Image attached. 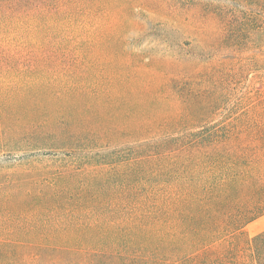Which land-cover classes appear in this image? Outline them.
Wrapping results in <instances>:
<instances>
[{"label": "trees", "instance_id": "1", "mask_svg": "<svg viewBox=\"0 0 264 264\" xmlns=\"http://www.w3.org/2000/svg\"><path fill=\"white\" fill-rule=\"evenodd\" d=\"M129 35L149 39V53L125 52ZM111 50L131 67L128 97L88 101L78 115L67 106L37 133L45 149L84 153L87 171L44 180L33 211L0 179V237L60 245L33 248L35 258L264 264V230L245 251L232 241L264 215V98L235 99L248 76L264 85V0H0V97L19 77L10 68L33 63L14 54L63 52L82 65ZM7 127L0 117V136ZM27 212L33 231L7 225Z\"/></svg>", "mask_w": 264, "mask_h": 264}, {"label": "rangeland", "instance_id": "2", "mask_svg": "<svg viewBox=\"0 0 264 264\" xmlns=\"http://www.w3.org/2000/svg\"><path fill=\"white\" fill-rule=\"evenodd\" d=\"M127 37L126 50L123 47L125 52L142 55L149 53L142 52L146 50L149 39L135 38L133 35ZM121 46H124L123 42ZM119 53L115 50L95 51L87 56L96 62L82 65L68 63L66 58L73 56L63 52L14 54L22 59L33 57V63L10 68L11 73L19 77L17 82L7 86V92L0 97L3 99L0 102V117L8 123L7 131L0 136V179L7 187L3 189L14 192L13 195L17 196L20 204L24 201L27 207L25 211H33V200L38 199L36 193L47 188L44 180L68 170L84 168L87 171L84 153L45 149L54 146H47L48 142L42 141L44 135L37 133L46 130L47 123L44 121L49 114L59 113L67 106L78 115L83 104L88 101L92 104L99 99L128 97L132 85L131 67L126 62L127 57L122 52ZM105 59L108 60L107 63H104ZM263 87L258 77L248 76L237 85L235 99L242 101V107L255 105L259 99L264 98ZM78 118H74V121ZM47 129L50 127L47 126ZM138 139L140 138H129L127 144L121 145V149L133 145V141ZM110 146L101 150L109 151ZM22 216L7 222V225H23L33 231V214L27 212ZM263 225L264 215L243 227L232 238L235 247L245 251L249 239L264 230ZM1 226L3 223L0 222ZM55 242L57 241L49 239L37 240L33 238V233L19 238L0 237V246H3L0 247V264H96L70 258L61 252L55 255L48 251L50 253L41 258L32 255L33 248L40 245L60 246Z\"/></svg>", "mask_w": 264, "mask_h": 264}, {"label": "crops", "instance_id": "3", "mask_svg": "<svg viewBox=\"0 0 264 264\" xmlns=\"http://www.w3.org/2000/svg\"><path fill=\"white\" fill-rule=\"evenodd\" d=\"M261 217H262V216H261ZM261 217H260V218H261ZM260 218H258V219H260ZM258 219H256V220H258ZM256 220H254V221H256ZM254 221H253V222H254ZM251 223H252V222H251ZM249 224H250V223H249Z\"/></svg>", "mask_w": 264, "mask_h": 264}]
</instances>
